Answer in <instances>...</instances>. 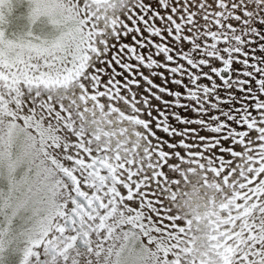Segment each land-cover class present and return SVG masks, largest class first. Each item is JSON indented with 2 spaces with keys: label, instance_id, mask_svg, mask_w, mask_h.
<instances>
[{
  "label": "rangeland",
  "instance_id": "obj_1",
  "mask_svg": "<svg viewBox=\"0 0 264 264\" xmlns=\"http://www.w3.org/2000/svg\"><path fill=\"white\" fill-rule=\"evenodd\" d=\"M138 6L139 0H0V69H4L0 70V264H7L16 253L14 264H38L51 245L58 234L66 195L47 164L56 155L64 157L63 152L75 140L91 143L97 139L101 129L95 130L94 125L112 132L111 137H105L114 136L119 149L127 154L129 181L137 175L145 179L152 175L148 169L156 166L151 164L142 135L129 136L126 123L131 117L123 113L125 109L116 102L91 99L83 89L88 73L101 59L98 51L103 41L116 34L126 9L131 12ZM31 75L43 81L29 84L25 78ZM260 112L252 126L254 132L250 131L253 147L248 160L237 173L228 175L236 176L230 185L237 189L220 187L219 193L210 194L224 200L217 207L223 227L235 225L234 220L243 221L231 214L240 202L252 197L253 190L260 195L257 204L264 207V107ZM165 164H158L155 170L177 190L171 193L177 196L173 203L181 198L186 202L191 193L201 189L184 175L187 170L175 171L180 165L173 161ZM184 182L188 187L182 190ZM141 191L151 196L149 188ZM140 196L145 204V197ZM151 197L153 203L165 207L157 190ZM124 200L111 207L102 228L103 243L97 250L86 258L70 252L51 264H105L111 257L110 244L133 238L122 234L124 227H141L142 231L143 224L149 228L163 220L157 217V209L150 215L147 205L136 204L130 212L123 209L121 204H130ZM202 201L193 204L199 206ZM259 218L262 223L248 229L257 230L258 236L264 235V209Z\"/></svg>",
  "mask_w": 264,
  "mask_h": 264
},
{
  "label": "flooded vegetation",
  "instance_id": "obj_2",
  "mask_svg": "<svg viewBox=\"0 0 264 264\" xmlns=\"http://www.w3.org/2000/svg\"><path fill=\"white\" fill-rule=\"evenodd\" d=\"M25 79L29 84L36 85L43 81V78L33 75ZM11 82L14 83V80ZM11 82L6 84L11 85ZM93 127L95 130L101 129L97 130L101 132L99 135H94L97 139L91 143L75 140L63 152L64 157L56 155L47 164L66 195V203L58 234L54 236L51 245L45 248L38 264L57 263L70 252L78 258L89 257L103 243L102 228L112 213L111 207L122 199L130 203L121 204L129 212L136 204L147 205L145 209L150 215L154 214L153 208L159 210L157 217L163 220L157 225L153 226V223L148 228L145 223L142 231L141 227L135 229L131 225L122 229L123 235H130L140 241L153 254L155 264H264V242L261 241L264 235L258 236L257 230H248L254 224L262 223L258 215L264 207L257 204V197L260 198L258 192L253 190L252 197L248 200L245 198L233 209L231 217H240L243 221L234 220L235 225L230 223L223 227L218 219L217 207L224 200L219 195L210 196L211 193H219L222 183L215 189L210 186L205 188L202 168L197 165L199 173L192 176L198 179L192 183H198L201 189L191 193L190 199L193 201L187 199L184 202V198H181V201L176 199L173 203V187L155 170L160 164L157 159L151 160V164L156 167L148 169L153 172L149 179L137 175L129 181L127 172L130 160L119 149L118 140L114 136L112 139L105 137H111L112 132H105L102 127L95 125ZM89 131L92 133V130ZM176 163L182 167H177L176 172H188L186 162ZM184 175L189 176L188 173ZM235 180L236 177L224 186L231 187V190L237 189L233 184L230 185ZM145 187L150 189L151 196L157 190L165 207H159V202L153 203L154 198L149 194L141 193ZM187 187V182H184L180 188L183 190ZM173 192L177 193V190ZM201 192L206 193L202 195ZM224 192L230 194L227 189ZM140 194L145 197V204ZM202 198L205 200L202 201ZM200 201L202 205L193 204ZM133 218H136L135 214Z\"/></svg>",
  "mask_w": 264,
  "mask_h": 264
},
{
  "label": "snow or ice",
  "instance_id": "obj_3",
  "mask_svg": "<svg viewBox=\"0 0 264 264\" xmlns=\"http://www.w3.org/2000/svg\"><path fill=\"white\" fill-rule=\"evenodd\" d=\"M180 4L139 0L138 10L115 36L103 41L98 63L112 82L142 101L156 139L171 147L190 134L212 141L217 151H227L232 143L229 131L239 130L237 101L247 89L238 85L248 75V63L193 50L190 28L181 26L186 10ZM252 51L264 52V45Z\"/></svg>",
  "mask_w": 264,
  "mask_h": 264
},
{
  "label": "trees",
  "instance_id": "obj_4",
  "mask_svg": "<svg viewBox=\"0 0 264 264\" xmlns=\"http://www.w3.org/2000/svg\"><path fill=\"white\" fill-rule=\"evenodd\" d=\"M167 3L171 6L173 0H167ZM180 7L186 10V20L181 26H189L193 50L199 48L204 55L227 54L229 58L239 57L242 62L247 60L248 63V75L244 76L238 85L241 89H247L237 101V107L240 109L237 114L239 130L229 131L232 143L227 151H217L212 146V141H201L190 134L184 137L183 143L171 147L156 139L153 136L154 127L148 123L146 111L142 110V101L124 89L122 84L112 82L99 63L93 65L88 73L87 82L83 83L84 90L85 87L87 89L84 93L100 102H116L121 110L125 109L123 113L131 117L126 123V130L133 135L136 132L142 135L150 160L157 159L167 165L171 161L186 162L190 182H197L198 178L192 174L199 173L198 165L204 174L205 188L210 186L215 189L221 183L224 188V184L232 179L228 175L237 173L238 167L249 158L253 147L249 139L250 131H253L256 116L264 107V52L252 51L264 45V24L259 23L264 20V0H181ZM128 8L120 19L116 33L125 20L129 19L130 14L134 13ZM188 13H192V16ZM115 35L113 33L112 36ZM177 35L180 36L181 33L178 32ZM98 68L100 71H97ZM201 193L204 195L206 192ZM17 256L18 253L11 257L7 264H14Z\"/></svg>",
  "mask_w": 264,
  "mask_h": 264
},
{
  "label": "clouds",
  "instance_id": "obj_5",
  "mask_svg": "<svg viewBox=\"0 0 264 264\" xmlns=\"http://www.w3.org/2000/svg\"><path fill=\"white\" fill-rule=\"evenodd\" d=\"M110 259L105 264H155L153 254L138 240H119L109 245Z\"/></svg>",
  "mask_w": 264,
  "mask_h": 264
}]
</instances>
